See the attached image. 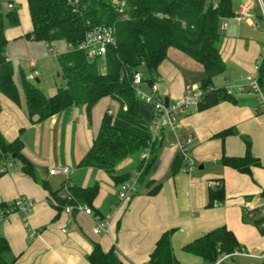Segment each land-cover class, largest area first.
<instances>
[{"label": "crops", "instance_id": "obj_1", "mask_svg": "<svg viewBox=\"0 0 264 264\" xmlns=\"http://www.w3.org/2000/svg\"><path fill=\"white\" fill-rule=\"evenodd\" d=\"M10 3L15 5L20 24L7 27L8 48L22 39L31 54L35 43L27 37L32 30L28 0H0L5 11L11 10ZM246 5L250 6L247 14L239 15ZM232 8L234 16L220 24L218 47L225 71L213 79L216 89H225L249 75L259 78L255 67L259 64L261 68L264 63V19L257 0H232ZM8 48L7 57L13 64L17 56L11 57ZM52 51L58 65L57 52ZM44 58L30 56L28 70L15 69L16 82L20 84V71L28 78L33 70L38 75V61ZM33 60L36 67L32 66ZM204 76L200 63L170 48L155 82L159 94L173 101L183 97L187 87L199 88ZM260 89L263 94L235 91L212 106L182 116L175 133L165 129L155 172L142 175L141 156L132 155L119 162L118 175L128 180L139 175L136 193L124 202L119 200L118 184L108 173L80 164L100 130L105 112H117L115 102L101 99L93 107L91 118L82 105L33 121L21 89L19 102L0 93V132L8 142H21L20 153L33 171L26 172L21 159L15 156V160H0V213L19 197L34 203L27 215L15 211L0 219V233L17 257L14 264H92L89 255L96 246L107 252L114 245L125 264H148L157 241L170 230L174 231L172 249L181 264H210L184 247L219 227L232 231L238 246L247 253H264V232L256 224L264 219V88ZM228 130L232 132L221 135ZM189 137L196 163L191 173L183 170L184 160L177 159V141ZM247 141L259 161L251 165L249 172L221 163L224 155L245 156ZM7 163L12 166L4 170ZM58 165L72 168L69 177L50 174V169ZM214 180L223 183V200L210 196L211 190L216 191L211 186ZM87 187L97 189L90 204L81 202L93 210L92 214L79 211L75 203V189ZM106 216L107 231L95 234L97 218ZM64 228L68 231L63 232ZM253 259L241 255L228 264H251ZM257 263L264 264V260Z\"/></svg>", "mask_w": 264, "mask_h": 264}, {"label": "trees", "instance_id": "obj_2", "mask_svg": "<svg viewBox=\"0 0 264 264\" xmlns=\"http://www.w3.org/2000/svg\"><path fill=\"white\" fill-rule=\"evenodd\" d=\"M122 2L125 3L123 12L119 9ZM28 6L32 23L28 38L47 44L64 40L74 46L67 52L57 54L65 84L48 96L23 71L19 72L20 84L16 82L15 68L7 57L9 41L6 29L18 26L20 17L15 7L5 11L0 5V93L19 102L21 89L27 112L33 121H42L82 105L91 118L93 107L101 99L107 97L115 102L117 112L109 113V109L105 112L100 130L80 164L104 170L119 188L128 181L116 173V166L125 158L139 151L144 153L150 147L149 159H142L144 177L155 172L160 163L161 141L157 139L151 142L150 126L155 112L137 96L132 80L134 72L144 69L148 74L146 84H150V80L155 82L168 50L176 48L204 68L205 76L200 85L203 102L199 109L231 96L224 88L216 89L213 79L225 71L218 47L220 24L222 20L234 16L232 0H218L217 4L213 0H79L76 7L69 0H28ZM96 25L113 26L116 45L109 46L104 57L91 60L86 52L76 49V46L86 32ZM99 58L105 62V72L99 71ZM258 81L264 88V63L259 70ZM230 132L228 130L221 135ZM20 147L19 140L8 142L0 132V160L21 159L22 168L32 173L31 164L20 153ZM177 159L183 160L179 154ZM221 163L241 172H249L251 165L259 161L253 156L250 142L247 141L245 156L224 155ZM215 189V192H210L211 198L223 200L222 181ZM75 190L77 204H90L97 193L95 187ZM13 204L8 209L3 208L0 219L8 215V210H13ZM262 221L264 219L256 224L260 227ZM173 232L167 231L159 238L148 264H181L172 249ZM238 248L234 233L226 227H219L188 243L184 250L213 263L223 254L232 253ZM16 259L6 238L0 233V264H14ZM89 260L92 264H125L115 245L107 252L96 246Z\"/></svg>", "mask_w": 264, "mask_h": 264}, {"label": "built area", "instance_id": "obj_3", "mask_svg": "<svg viewBox=\"0 0 264 264\" xmlns=\"http://www.w3.org/2000/svg\"><path fill=\"white\" fill-rule=\"evenodd\" d=\"M69 2L76 7L79 0H69ZM261 15L264 19V0H257ZM119 6L121 12L124 11L125 3L122 2ZM9 7H14L13 4H9ZM75 9V8H74ZM250 6H244L239 15L245 16L249 11ZM68 45L71 48H74L73 45ZM116 45V35L115 28L111 25H96L91 27L85 34L83 40L79 42L76 46V49L82 50L86 52L89 57H104L107 52L109 46ZM32 66L36 67V61H32ZM256 70L259 71L260 65L258 64ZM37 77V71L33 70L29 75V79H34ZM133 86L135 88L136 94L139 98L145 101L148 105H150L155 112V118L150 126V130L152 133L151 142L160 139L162 132L165 129H169L175 133L177 128L180 127L181 117L196 111L200 108V105L203 102V90L199 88L187 87L186 94L173 101H170L168 105L165 103V98L159 94L158 84L152 81L150 84H146V77L140 71H136L133 73ZM147 88V89H146ZM226 93L232 95L235 91H254L256 93H260V85L258 81V77L246 76L241 78L238 83L228 86L225 88ZM262 107L264 108V101H262ZM109 113H112L109 111ZM191 144L192 138L179 139L177 141L178 146V154L182 157L185 162L183 170L187 173H191L196 168L195 160L191 153ZM150 157V147H148L145 152L142 154V159L147 161ZM12 166L11 163H8L7 168L9 169ZM51 175H61L63 177H69L72 172V168L67 165H58L50 169ZM139 182V175L128 180L123 183L118 192V197L120 201H126L131 198L137 191V185ZM221 185V181L214 180L211 182V186L217 187ZM34 203L31 200L26 199L25 197H19L15 200L13 204V210H8L7 213L11 214L15 211H22L26 215L29 214L32 210ZM79 211H83L86 214H92L93 210L82 204H77L76 207ZM71 208L66 207V211H70ZM264 213V211H262ZM109 226V216L106 217H98L97 224L94 228V233L99 234L101 232L107 231ZM260 228L264 230V221L260 223ZM63 232H67L68 228H64ZM245 255L253 257L254 259L264 260V253H260L258 255L247 253L244 249L238 248L232 253L223 254L220 256L215 262L210 264H228L232 262L238 256ZM251 264H258L253 261Z\"/></svg>", "mask_w": 264, "mask_h": 264}, {"label": "rangeland", "instance_id": "obj_4", "mask_svg": "<svg viewBox=\"0 0 264 264\" xmlns=\"http://www.w3.org/2000/svg\"><path fill=\"white\" fill-rule=\"evenodd\" d=\"M17 42L15 41L12 45H9L8 52H11V57L17 56V59H13V66L18 71L19 68H23L25 70H28L27 67V61L30 60V56H37V55H44L45 58L38 61V75L36 78L32 80V82L41 90L44 91L46 95L53 94L57 88L63 86L65 84V81L62 76H58V65L56 61V55L51 52V49H54L57 54H61L64 52H67L71 50L72 48L68 45V43L64 40L56 41L51 44H47L43 41H37L32 40V42L35 43V46L32 48L31 54L25 50L26 47L24 44V40L18 39ZM50 49V50H49ZM34 58V57H32ZM91 60L94 59V57H89ZM34 59H37L36 57ZM97 65L99 68V71L105 72L106 65L102 58H99L97 60ZM144 77H147V71L146 70H140ZM30 72V70L28 71ZM15 77H17V72L15 74ZM17 79V78H16ZM39 80V81H38ZM261 94L262 91H261ZM263 98V97H262ZM114 110L112 109V112ZM134 155L136 157H140L142 159V152H137ZM254 261H258V259H253Z\"/></svg>", "mask_w": 264, "mask_h": 264}, {"label": "water", "instance_id": "obj_5", "mask_svg": "<svg viewBox=\"0 0 264 264\" xmlns=\"http://www.w3.org/2000/svg\"><path fill=\"white\" fill-rule=\"evenodd\" d=\"M150 82H152V81L150 80ZM169 102H170V99H169L168 97H166V98H165V103H166V105H168ZM14 156H15V155H13V157H14Z\"/></svg>", "mask_w": 264, "mask_h": 264}]
</instances>
